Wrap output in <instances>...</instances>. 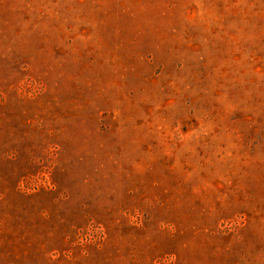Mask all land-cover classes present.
Here are the masks:
<instances>
[{"label":"rangeland","instance_id":"obj_1","mask_svg":"<svg viewBox=\"0 0 264 264\" xmlns=\"http://www.w3.org/2000/svg\"><path fill=\"white\" fill-rule=\"evenodd\" d=\"M0 264H264V0H0Z\"/></svg>","mask_w":264,"mask_h":264}]
</instances>
